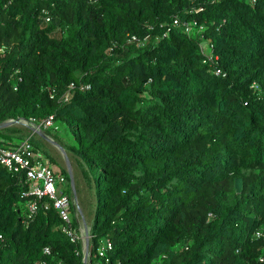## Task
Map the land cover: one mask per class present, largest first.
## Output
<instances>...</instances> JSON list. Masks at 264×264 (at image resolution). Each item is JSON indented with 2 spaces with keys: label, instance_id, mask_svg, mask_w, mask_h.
Wrapping results in <instances>:
<instances>
[{
  "label": "trees",
  "instance_id": "trees-1",
  "mask_svg": "<svg viewBox=\"0 0 264 264\" xmlns=\"http://www.w3.org/2000/svg\"><path fill=\"white\" fill-rule=\"evenodd\" d=\"M51 116L96 201L92 264H264V0H0V124ZM24 131L0 148L52 166ZM28 190L0 164V264H84Z\"/></svg>",
  "mask_w": 264,
  "mask_h": 264
},
{
  "label": "built area",
  "instance_id": "built-area-1",
  "mask_svg": "<svg viewBox=\"0 0 264 264\" xmlns=\"http://www.w3.org/2000/svg\"><path fill=\"white\" fill-rule=\"evenodd\" d=\"M46 20L50 21V18L47 17ZM174 24L180 25L181 23L178 19H176ZM181 25L188 34H191L194 28H199L197 22H183ZM133 41H137V38L133 37ZM208 46L211 49L213 48L211 43H201V51L205 53ZM212 59V56L209 55V60ZM216 73L221 74V70L217 69ZM21 121L22 123L36 126L33 119H31L30 122H26L25 120ZM37 125L45 130H58V126L55 124L53 116L43 121L42 124ZM0 164L9 172L22 175L25 178V181L29 186V190L24 193V195L34 197V200L28 203L29 217H33L39 210V201L47 200V202L50 203L51 206L58 212L60 218L65 223L63 231L71 237L73 242L77 239H80V241L82 240V227L78 224L77 232L74 231L71 226L72 212L74 211V207H77L76 201L73 196L66 194L61 188H59L61 184H65L67 182V178L64 175L56 174L51 166L50 160L45 157L44 154L34 150V146L31 143V137L25 138L16 146L0 148ZM78 215L79 212L77 216ZM112 247V242L109 239H105L98 249V254L101 257H105L107 252L111 250ZM44 252L49 254L50 249L45 248Z\"/></svg>",
  "mask_w": 264,
  "mask_h": 264
},
{
  "label": "rangeland",
  "instance_id": "rangeland-1",
  "mask_svg": "<svg viewBox=\"0 0 264 264\" xmlns=\"http://www.w3.org/2000/svg\"><path fill=\"white\" fill-rule=\"evenodd\" d=\"M196 30V29H195ZM195 33H199L200 30L194 31ZM57 124V123H56ZM59 126V130L56 132H49L46 131V133L54 139L56 143H58L60 146H62L66 152V155L63 154L61 151L57 149V147L53 146L51 143L46 141L43 137L41 138L40 135L37 134L36 131L31 129L29 126H26L23 123H18L16 125H13L14 127L20 128L25 130L24 132L30 133V135L34 138L33 141L38 144V146L42 149L43 153H48L52 156L53 164L52 167L58 171L61 172V167H64L67 171L68 176L70 177L69 169H68V163H67V157L69 159V162L71 164V173L76 176V183L80 189V193L78 194V204L81 207L84 215V219L82 216L78 214V208L75 206L74 211L72 212V221H76L82 229L89 228V224L91 223L92 219L94 218L93 214L96 210V201L93 200L94 202H90L91 195H89V186L87 187V184L85 182V179L81 175V171L78 169L76 162H75V157L73 153L68 151V149L65 146H70V145H76V136L74 132L67 126L62 123L57 124ZM45 131V129H43ZM29 135V136H30ZM28 137V136H26ZM21 138V137H20ZM20 138L17 139V143H21L22 141ZM61 189H70L71 194L73 196V186L71 183V179L69 182L65 184H61L59 186ZM87 264H92L91 263V252H90V257L87 260Z\"/></svg>",
  "mask_w": 264,
  "mask_h": 264
},
{
  "label": "water",
  "instance_id": "water-1",
  "mask_svg": "<svg viewBox=\"0 0 264 264\" xmlns=\"http://www.w3.org/2000/svg\"><path fill=\"white\" fill-rule=\"evenodd\" d=\"M21 120H25L26 122H30V120L20 119V118L19 119H11V120H8V121L0 124V128L11 127V126L16 125L18 123H22ZM23 124H25L26 126H29L31 129L36 131L38 135L43 137L46 141L51 143L53 146L57 147V149L59 151H61L63 154L66 155V152H65L64 148L62 146H60L58 143H56L54 141V139L52 137H50L46 133V131H44L39 125L35 124L36 126H33V125H30V124H27V123H23ZM67 163H68V169H69V173H70L71 183H72V186H73V198L76 201V205H77L79 214L84 219L83 211H82L81 207L78 204V198H77V194H76V191H75V178H74V175L71 173V164L69 162L68 157H67ZM91 225L92 224L89 225L88 232L86 233V238H85L86 253H84V244H83V241L81 240L82 251L84 253V257H83L84 264H87V260L90 257V252H91V244H90V240H91Z\"/></svg>",
  "mask_w": 264,
  "mask_h": 264
},
{
  "label": "bare ground",
  "instance_id": "bare-ground-1",
  "mask_svg": "<svg viewBox=\"0 0 264 264\" xmlns=\"http://www.w3.org/2000/svg\"><path fill=\"white\" fill-rule=\"evenodd\" d=\"M88 232V228L82 229V240L84 242V252L86 253V247H85V238H86V233Z\"/></svg>",
  "mask_w": 264,
  "mask_h": 264
},
{
  "label": "crops",
  "instance_id": "crops-1",
  "mask_svg": "<svg viewBox=\"0 0 264 264\" xmlns=\"http://www.w3.org/2000/svg\"><path fill=\"white\" fill-rule=\"evenodd\" d=\"M41 138H42V137H41ZM52 168H53V167H52ZM53 170L55 171V169H54V168H53ZM55 172H57V171H55ZM58 175H61V174H58ZM62 190H64V189H62ZM92 221H93V219H92ZM92 221H91V223H92ZM91 223H90V224H91ZM90 224H89V225H90Z\"/></svg>",
  "mask_w": 264,
  "mask_h": 264
}]
</instances>
